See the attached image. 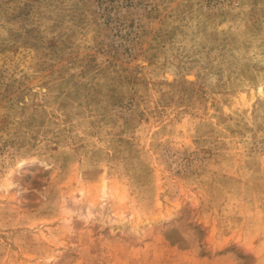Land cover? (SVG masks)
I'll return each mask as SVG.
<instances>
[{
	"label": "rangeland",
	"instance_id": "rangeland-1",
	"mask_svg": "<svg viewBox=\"0 0 264 264\" xmlns=\"http://www.w3.org/2000/svg\"><path fill=\"white\" fill-rule=\"evenodd\" d=\"M0 264H264V0H0Z\"/></svg>",
	"mask_w": 264,
	"mask_h": 264
}]
</instances>
